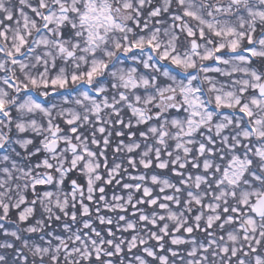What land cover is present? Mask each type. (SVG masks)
<instances>
[{
  "label": "snow or ice",
  "instance_id": "snow-or-ice-1",
  "mask_svg": "<svg viewBox=\"0 0 264 264\" xmlns=\"http://www.w3.org/2000/svg\"><path fill=\"white\" fill-rule=\"evenodd\" d=\"M0 264H264V0H0Z\"/></svg>",
  "mask_w": 264,
  "mask_h": 264
}]
</instances>
